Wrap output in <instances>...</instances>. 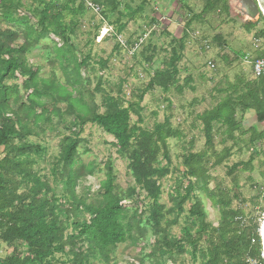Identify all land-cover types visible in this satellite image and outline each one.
<instances>
[{
	"label": "trees",
	"instance_id": "16d2710c",
	"mask_svg": "<svg viewBox=\"0 0 264 264\" xmlns=\"http://www.w3.org/2000/svg\"><path fill=\"white\" fill-rule=\"evenodd\" d=\"M104 1L113 10L119 6L114 0ZM201 1V12L186 20L183 36L177 41L178 49H172L165 68L154 71L146 87L134 95V101L126 103L119 91L116 95L108 94L100 89L99 83L89 90L90 82L82 77L89 56L77 52L68 37L73 31L71 17L79 9L72 11L63 5L44 4L31 11L32 23L30 18L16 14L20 7L18 0H0V148L3 154L0 158V242L13 248L0 264H51L53 256L63 254L67 247L73 264H84L86 257L75 247L77 240L95 250L104 264H112L111 249L131 238L133 228H137L142 236L145 234L140 221L143 216L155 237L147 255L154 264H159L158 261L165 257L170 259L174 252L178 255L187 253L185 247L189 248L196 264H264L259 223L253 217L247 218L242 210L231 207L233 201H242L237 180L232 178L229 189H209L210 169L221 166L232 155V147L225 144L233 145L245 136L251 146L264 144V77L249 79L243 74L235 75L232 83L214 89L213 106L194 116L203 133V150L181 155L186 185L180 184L169 196V209L159 204V181L170 172L167 141L180 139L182 134L171 126L168 118L155 123L151 130L140 126L143 122L140 104L145 94L154 89L163 94L170 90L181 94L188 85V81L179 84L177 66L182 58L187 30L210 12L229 16L228 0ZM130 16L135 17L133 13ZM67 18H70L68 23ZM256 24L258 21L244 24L243 29L250 32ZM123 29L124 25H119L117 32ZM262 36L260 33L256 39ZM46 39L53 44L50 52L61 72L62 82L41 78V67L28 63V52ZM19 40L21 44H18ZM260 59H264V49L255 51L252 61ZM98 64L100 70L106 67L102 60ZM17 77L24 79L21 86L8 84ZM97 93L101 96L100 105L94 101ZM60 103L64 105L62 113L69 118L68 134L59 140L50 174L62 183L68 207L54 197L48 181L34 171V158L42 153V148L25 141L34 135L33 128L42 123L51 124L52 118H61V111L56 107ZM248 111L254 112L256 122L263 125L262 130L245 128L237 119L239 113ZM131 115L136 117L135 123H131ZM88 124L99 127L113 139L111 146L127 161L135 186L149 202V206L140 212L134 209L128 222V210L122 204L110 163L104 165L98 201L87 205L76 195L78 181L92 176L95 169L92 163L84 165L79 160L81 135ZM216 134L222 136L220 150L215 147ZM257 155L251 154L246 162L232 165L228 174L232 175L239 167L242 172L250 171ZM159 159L165 164L160 166ZM196 191L217 209L216 227L206 221L203 202L194 196ZM125 194L131 197L135 189L130 188ZM255 200L253 205H262L260 210L264 212V190ZM189 202L188 214L193 221L182 228L181 235L172 238L169 229L177 225L179 214ZM84 215H88V220L83 219ZM167 215L173 218L166 219ZM69 222L72 234L67 235ZM21 246L25 247V253L20 250Z\"/></svg>",
	"mask_w": 264,
	"mask_h": 264
},
{
	"label": "rangeland",
	"instance_id": "374dc122",
	"mask_svg": "<svg viewBox=\"0 0 264 264\" xmlns=\"http://www.w3.org/2000/svg\"><path fill=\"white\" fill-rule=\"evenodd\" d=\"M18 1L20 7L16 14L30 18L32 23L34 20L31 11L44 4L63 5L72 11L79 9L75 16L71 17L73 31L68 33V37L77 52L89 56L88 67L82 70V77L90 82L89 90L99 83L100 89L108 94L116 95L119 91L126 103L134 101V95L146 87L154 71L165 68L172 55V49H178L177 41L183 36L186 20L192 15H198L202 9L201 0H114L119 3L115 10L103 0H98L99 4L95 2L97 0H87L98 7L99 13L94 14L86 7L83 0ZM228 5L229 16L213 11L195 21L187 30L182 58L177 65L179 84L188 81L183 92L177 94L174 90H170L168 94H163L161 90L154 89L145 94L140 104L143 109L141 112L143 122L140 125L142 128L151 130L155 123H161L168 118L171 126L182 134L180 139L167 141L171 160L170 172L159 181L161 187L159 204L164 205L166 209L171 207L169 196L174 194L180 184L186 185L180 162L181 155L203 150V133L200 124L194 121V116L211 108L214 104L213 98L216 96L214 89L224 88L227 83H232L235 75L243 74L251 79L254 53L264 49V16L262 15L263 20L258 17L259 15L248 20L242 13L243 9H247L241 2L228 0ZM130 13L135 15L133 19ZM69 20L70 18H67L66 23ZM256 21L258 24L250 32L243 29L244 24H254ZM119 25H124L120 33L117 32ZM14 29L18 28L14 27ZM260 33L263 36L256 39V35ZM50 39L58 42L52 36ZM18 44H21L20 40ZM52 46L49 39L43 40L30 50L26 57L31 66L41 67V78H54L62 82L61 72L56 63L54 64L50 52ZM99 60L106 63L103 70H100ZM210 65H213V68ZM23 80L17 77L8 84L16 83L21 86ZM94 101L100 105V94L95 95ZM56 107L61 111V118H52L51 124L42 123L37 128H33L34 135L26 138L25 141L42 148V153L34 158V171L48 181L54 197L68 207L64 199L62 183L54 180L50 174L52 163L58 154L59 140L62 135L68 134L69 118L62 113L64 105L60 103L56 104ZM237 119L242 121L245 128L263 129V125L256 122L253 111L239 113ZM130 120L131 123H135L136 117L131 115ZM81 138L83 142L78 148L79 160L84 165L92 163L95 169L92 176L83 177L78 181L76 195L85 200L87 205L98 201L100 183L104 179V165L110 163L122 204L128 210L126 222L134 209L137 208L139 212L146 209L149 202L144 199L142 191L135 186L127 169V161L119 155L116 148L111 146L113 139L99 127L89 124L84 127ZM247 139L248 137L245 136L233 145L225 144L227 147H232V155L221 166L210 169L209 189H229L232 187L234 177L242 201H233L231 207L242 210L247 218L256 219L260 225L258 232L261 239L264 212L260 210L262 205L255 207L253 203L256 201L255 197L264 190V144L251 146ZM221 140L222 136L216 134L214 143L217 150L221 149ZM251 154L258 155L255 156L250 171L242 172L239 167L232 175L228 174L232 165L246 162ZM2 155L0 148V158ZM159 161L160 166L165 164L164 160L159 159ZM130 188L135 189V194L131 197L125 194ZM194 196L203 202L206 221L216 227L219 219L217 209L199 191H196ZM190 204V202L185 204L184 212L179 214L177 225L169 229L172 238L181 235L182 228L193 221L188 214ZM88 218V215L83 216V219L88 220ZM172 218V215L166 216V219ZM61 219H64V216H61ZM140 221L141 227L146 230L145 234L142 236L137 228H133L131 238L111 249L112 264H154L147 255L155 237L152 236L149 226L145 224V216L141 217ZM69 224L70 222L67 235L72 234ZM201 243L203 246V241ZM75 247L83 251L86 257L84 264H104L97 252L88 247L87 243L77 240ZM185 249L188 250L187 253L178 255L174 252L170 259L165 257L159 260V264H196L191 259L189 248L185 247ZM12 250L11 246L0 242V260L9 256ZM20 250L25 253L24 246H21ZM68 252L67 247L63 254L54 255L51 264H73L72 256Z\"/></svg>",
	"mask_w": 264,
	"mask_h": 264
},
{
	"label": "water",
	"instance_id": "95a60500",
	"mask_svg": "<svg viewBox=\"0 0 264 264\" xmlns=\"http://www.w3.org/2000/svg\"><path fill=\"white\" fill-rule=\"evenodd\" d=\"M248 10L251 19L256 15L264 16V0H237ZM261 246L264 256V219L261 225Z\"/></svg>",
	"mask_w": 264,
	"mask_h": 264
},
{
	"label": "built area",
	"instance_id": "2783aa9c",
	"mask_svg": "<svg viewBox=\"0 0 264 264\" xmlns=\"http://www.w3.org/2000/svg\"><path fill=\"white\" fill-rule=\"evenodd\" d=\"M83 1L85 3L86 7L92 11V13H94V14L99 13V9L96 5L88 2L87 0H83ZM210 67L213 68V65H210ZM251 68H252V76L254 78L264 77V59L253 61L251 63ZM262 258L264 259L263 254H262Z\"/></svg>",
	"mask_w": 264,
	"mask_h": 264
},
{
	"label": "flooded vegetation",
	"instance_id": "af4514ba",
	"mask_svg": "<svg viewBox=\"0 0 264 264\" xmlns=\"http://www.w3.org/2000/svg\"><path fill=\"white\" fill-rule=\"evenodd\" d=\"M242 11H243L242 13L245 14L246 18H247L248 20H249V19L251 20V18H250V16H249V12H248V10L243 9ZM248 17H249V18H248ZM258 17L260 18V16H258Z\"/></svg>",
	"mask_w": 264,
	"mask_h": 264
},
{
	"label": "bare ground",
	"instance_id": "6f19581e",
	"mask_svg": "<svg viewBox=\"0 0 264 264\" xmlns=\"http://www.w3.org/2000/svg\"><path fill=\"white\" fill-rule=\"evenodd\" d=\"M102 35H103V36L105 35V30L103 31Z\"/></svg>",
	"mask_w": 264,
	"mask_h": 264
}]
</instances>
